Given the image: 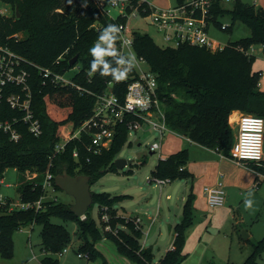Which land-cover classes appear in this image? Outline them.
Masks as SVG:
<instances>
[{"label": "trees", "instance_id": "1", "mask_svg": "<svg viewBox=\"0 0 264 264\" xmlns=\"http://www.w3.org/2000/svg\"><path fill=\"white\" fill-rule=\"evenodd\" d=\"M0 1L13 9L12 16L0 15V44L31 63L61 73L80 64L74 81L91 92H80L70 86L52 83L43 85L38 69L25 65L31 76L32 109L42 123L43 134L35 137L27 131L26 125L19 123L22 137L15 142L0 130V180L8 169H15L19 173L17 190L24 202L41 199V182L48 172L55 177L63 173L88 175L92 186L104 172L117 171L115 160L129 137L127 126L120 125L111 145L98 154L89 151L90 139L86 132L82 133L80 140L70 141L63 153L56 154L55 148L61 141L63 128L71 124V132H74L90 118L97 102L96 95L105 92L108 83L115 80L112 75H101L100 69L89 75L94 59L90 49L108 25H117L121 20L113 21L102 15L92 0H82V3L74 0ZM213 13L219 28V18L228 16L232 24L226 31L231 34L234 24L240 21L250 28L251 35L229 41L222 50L211 51L193 45L163 47L149 34L132 30L133 47L157 75L168 128L229 156L235 138L228 121L230 113L241 110L264 118V91L258 88L261 72L253 70L255 57L250 54L253 47H264V8L235 0L232 8L217 2ZM15 34L19 37H15ZM76 55L79 56L78 61L72 66L70 62ZM61 56L64 58L57 63ZM105 59L112 67L117 66L111 57ZM126 89L125 83H118L114 92L123 99ZM19 114L4 103L0 120ZM75 150L79 152L77 158L74 157ZM187 162L188 149L179 150L167 158H161L151 177L170 178L172 181L180 177L188 178L190 173L185 169ZM258 168L264 170V167ZM53 184L55 190H61L55 179ZM129 196L93 192L100 214L106 208L109 211L111 231L97 224L90 213L91 209L86 213V218L81 219L71 211V205L61 201H43L39 210L30 208L10 213L0 208V257L12 260L14 233L34 223L41 226L43 250L48 253L41 264H59L55 256H59L71 244L72 234L65 225L53 222V218L57 217L78 224V238L82 241L78 253L87 254L88 259L99 255L96 243L110 239L116 243L118 251L134 264H154L152 247H142L143 233L141 226L134 223L136 216H118L114 208L116 203ZM191 208L190 195L184 207L185 217L174 227L173 248L158 264H181L185 259L184 232L190 221ZM262 254L264 236L253 245L251 255L243 264H264L259 261Z\"/></svg>", "mask_w": 264, "mask_h": 264}, {"label": "rangeland", "instance_id": "2", "mask_svg": "<svg viewBox=\"0 0 264 264\" xmlns=\"http://www.w3.org/2000/svg\"><path fill=\"white\" fill-rule=\"evenodd\" d=\"M74 1L82 3V0ZM149 1L157 7H168L177 2V0ZM234 1L224 2L223 6L232 8ZM242 1L254 4L257 8H264V0ZM3 8L8 9L7 15H13L12 7L0 1V9ZM219 19V23L232 24L228 16ZM130 25L132 30L149 34L157 44L165 46L162 34L156 26L145 18H133ZM250 35V28L240 21L234 24L231 34L215 26L210 29V36L222 46L229 41ZM252 55L255 57L252 65L253 70L262 73L258 88L264 91V54L262 47L255 48ZM78 66L81 67L80 64ZM78 66L77 69L65 73L64 77L67 80H73L79 72ZM234 113L238 115L246 112L235 110L229 115V125L235 137L237 125ZM72 129L71 124L63 128L61 143L64 135L71 132ZM156 141L161 142V149L152 153L150 146ZM195 143L170 130L165 132L162 141L157 131H134L129 135L117 157L132 162L123 168H117V171L104 172L101 178L91 186V190L95 193L107 192L112 195H130L131 197H126L114 206L117 210L116 213L127 215L124 217L136 216L140 212L137 210H142L141 214H144V210H147L150 219L143 216L145 230L141 243L145 242L142 247L153 248L154 264H158L163 254L171 247L172 226L183 221L185 203L191 195L190 221L184 232L183 254L186 257L181 264H243L251 255L253 245L264 236V181L259 187H255L256 167L237 165L231 159L223 158L216 150H214L215 153L201 150L199 153L202 156H200L197 149L194 148L193 157L199 159L194 162L197 171L196 178L191 175L188 178L180 177L163 188H160L156 182L148 181L161 158L179 150L188 149L189 151L190 148L196 147ZM220 172L225 174V203L222 208L211 209L207 205L204 188L210 186L209 180L218 177ZM18 184L19 173L10 168L5 172L1 191L4 195L18 199ZM168 195H170V199H167ZM52 196L71 206L75 202L74 198L63 190H55L52 192ZM246 200H251L250 207L246 206ZM90 209V213L97 224L105 227L104 222L102 225L99 204L94 203ZM53 222L65 225L72 234V242L67 247L68 253L62 252L61 255L55 256L60 260L59 264H87L90 261L98 264H118L112 257L106 260L97 248L99 255L94 259L79 258L77 255L80 247L77 248V244L79 245L78 224L72 221L65 222L57 217L53 218ZM122 228L126 229L125 226ZM244 235H248V238L245 239ZM13 239L12 260L0 257V264H41V260L48 254L43 251L40 225L21 227L14 233ZM113 242L109 243L117 248L116 243ZM107 254L111 256L110 252ZM69 255L72 257V262L66 260ZM259 261L264 263V254L260 256ZM129 262L133 264V262Z\"/></svg>", "mask_w": 264, "mask_h": 264}, {"label": "built area", "instance_id": "3", "mask_svg": "<svg viewBox=\"0 0 264 264\" xmlns=\"http://www.w3.org/2000/svg\"><path fill=\"white\" fill-rule=\"evenodd\" d=\"M232 0H184L169 5L168 7H157L149 0H92L93 5L104 16L118 22L120 28L119 39L116 41L117 51L124 56L134 54L136 65L129 71L126 78L117 81L116 79L108 83V88L102 94L96 95L97 102L93 115L86 119L74 131L64 135L63 142L57 143L56 154H61L66 150L67 144L72 140H80L82 133L89 134L88 149L93 154H98L103 148L109 147L113 142L118 127L127 126L129 135L134 131H157L162 141L164 134L170 130L166 124V113L161 103L159 95V84L156 73L151 69L145 59L139 57L134 50V39L130 22L133 18H145L157 27L163 36L165 47L177 48L181 45H193L206 47L208 50H222L226 45H220L210 36V29L216 26L214 20L213 7L217 2H231ZM7 5V4H5ZM8 9H0V15H7ZM9 16V15H7ZM96 28L99 25H94ZM230 24H220V28L226 31ZM19 37L18 34L14 35ZM257 48L253 47L252 51ZM264 51V47H262ZM64 56L56 61L59 63ZM25 65H32L38 69L42 84L52 83L55 85L70 86L80 92H89L74 79L67 80L64 75L69 71L77 69V66L63 73L51 68L42 67L31 63L25 58L13 52L9 47L0 44V110L4 103L11 109L18 111L19 115L11 119L0 120V130L10 136L12 141L17 142L22 133L18 128L19 123L27 127V131L35 137L43 134V126L32 109V89L30 85V72ZM117 67V66H116ZM81 67L78 66L80 70ZM118 83L127 85L125 97L120 98L114 87ZM237 133L229 158L237 165H254L257 169L255 187H259L264 181V118L247 113H240L237 120ZM171 131V130H170ZM188 139V138H187ZM191 141L190 139H188ZM161 149V142H154L150 146L152 153ZM74 157H79V152L74 151ZM183 170V168H181ZM35 177V175L33 176ZM55 176L48 172L41 182L43 195L36 202H24L19 194L18 199L4 195L1 191L0 180V208L7 212L25 211L30 208L39 210L42 202L46 200L58 201L52 196L55 191ZM149 182H156L160 188L169 184L170 178H148ZM208 206L211 209L221 207L225 203L226 188L225 174H218L215 184L204 188ZM102 223L105 229L111 231L110 214L108 209L101 212ZM86 214L81 216L85 219ZM134 223L141 225V219L136 217ZM35 224H31L33 227ZM65 248L63 252H67ZM62 254V253H61ZM60 254V255H61ZM79 258L88 259L87 254L78 253Z\"/></svg>", "mask_w": 264, "mask_h": 264}, {"label": "clouds", "instance_id": "4", "mask_svg": "<svg viewBox=\"0 0 264 264\" xmlns=\"http://www.w3.org/2000/svg\"><path fill=\"white\" fill-rule=\"evenodd\" d=\"M120 28L115 24L108 25L100 34L95 46L90 49L91 55L94 57L92 68L89 75H92L98 69L101 75H112L117 81L126 78V75L136 65V57L129 54L127 57L121 55L116 49V41L119 39ZM102 45H106L103 47ZM111 57L117 67L105 59ZM251 200H246V206H251Z\"/></svg>", "mask_w": 264, "mask_h": 264}, {"label": "water", "instance_id": "5", "mask_svg": "<svg viewBox=\"0 0 264 264\" xmlns=\"http://www.w3.org/2000/svg\"><path fill=\"white\" fill-rule=\"evenodd\" d=\"M18 16L20 15L19 9L17 7ZM79 56L76 55L70 64L73 66L78 61ZM132 161H126L125 159L117 158L115 160L116 168H123L128 163ZM56 185L67 194L71 195L75 202L71 206V211L77 216L81 217L85 215L88 210L94 204L93 191L91 190L90 176L88 175H78L73 176L68 173H63L56 175L55 177ZM247 239L248 235H244Z\"/></svg>", "mask_w": 264, "mask_h": 264}, {"label": "crops", "instance_id": "6", "mask_svg": "<svg viewBox=\"0 0 264 264\" xmlns=\"http://www.w3.org/2000/svg\"><path fill=\"white\" fill-rule=\"evenodd\" d=\"M215 27H218V26H215ZM219 28V27H218ZM263 51V50H262ZM263 54H264V51H263ZM261 75H262V73H261ZM236 113H238V111H236ZM236 113H234V118H235V122H236V120H237V118H238V116H239V114L237 115ZM237 125V124H236ZM195 146L196 147H193V148H190V150L188 151V162H187V164L185 165V169L186 170H188L189 171V173H190V175L191 176H193L194 178H196L197 177V171H196V168H195V163L194 162H197L199 159L197 158V157H193V153L195 152V150H194V148L195 149H197V152H198V155H200V156H202V154L201 153H199V152H201V150H206L207 152H210V153H215L214 152V150L213 149H210V148H207V147H204V146H202V145H200V144H198V143H195ZM168 157V156H167ZM167 157H165V158H167ZM222 158V157H221ZM164 159V158H163ZM193 160V161H192ZM216 178H217V176L216 177H213L211 180H209V183H211V185H213V184H215V180H216ZM226 182V181H225ZM226 184V183H225ZM209 186V185H208ZM131 197V196H130ZM167 199H170V195H168L167 196ZM207 205H208V203H207ZM209 207V206H208ZM223 206H221V207H219V208H222ZM210 208V207H209ZM117 211V210H116ZM137 211H140L137 215H136V217H139L140 219H141V230H142V233H144V227H145V224H144V221H145V219H144V217L143 216H145L146 218H148L149 216H148V212H147V210H144V214H141L142 212V210H137ZM134 213H136V212H134ZM118 214V216H121V217H124V216H127V215H124V214H121V213H117ZM127 214H129V213H127ZM148 219H150V218H148ZM173 227V235H172V238H171V240H170V248H168V250L163 254V256H162V258L164 257V255L169 251V250H171L172 248H173V243H174V237H175V232H174V227H175V225L174 226H172ZM109 242H113V241H111L110 239H103V240H101V241H99L98 243H96V248L102 253V255H104V257H105V259L107 260V258H110V257H112L118 264H131L129 261V259L127 258V257H125V256H123L122 254H120V253H117V252H119L118 251V248H116V247H113V245L112 244H110ZM79 245L77 244V248H78V246H80L81 244H82V241H80L79 240ZM114 243V242H113ZM142 244V243H141ZM145 244V242L142 244V245H144ZM144 247H146V246H144ZM153 249V248H152ZM44 251V250H43ZM68 251H69V249H68ZM68 251L67 252H65V254L66 253H68ZM45 252V251H44ZM107 252H110L111 253V256H109L108 254H107ZM46 253V252H45ZM77 255H78V253H77ZM127 258L128 260H126L125 258ZM84 259V258H83ZM66 260H69V261H71L72 262V257L69 255L68 257H66ZM60 261V260H59ZM132 262V261H131ZM106 263H108L107 261H106ZM87 264H98L97 262H88ZM134 264V263H133Z\"/></svg>", "mask_w": 264, "mask_h": 264}]
</instances>
